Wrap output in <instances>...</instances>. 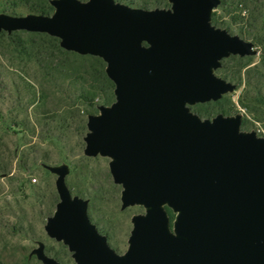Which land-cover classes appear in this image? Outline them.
Returning <instances> with one entry per match:
<instances>
[{
    "label": "water",
    "instance_id": "water-1",
    "mask_svg": "<svg viewBox=\"0 0 264 264\" xmlns=\"http://www.w3.org/2000/svg\"><path fill=\"white\" fill-rule=\"evenodd\" d=\"M135 9L115 0H52V16L0 13V33L47 34L63 50L101 58L116 101L89 116L87 157H107L122 209L141 205L129 249L119 255L73 197L67 167L47 234L77 264H264V138L241 131L243 116L202 120L189 106L236 89L215 75L222 61L257 54L253 43L212 25L221 0H169ZM166 207L176 214L174 230ZM35 253L43 264H60Z\"/></svg>",
    "mask_w": 264,
    "mask_h": 264
},
{
    "label": "rangeland",
    "instance_id": "rangeland-1",
    "mask_svg": "<svg viewBox=\"0 0 264 264\" xmlns=\"http://www.w3.org/2000/svg\"><path fill=\"white\" fill-rule=\"evenodd\" d=\"M115 1L144 10H168L172 7L169 0L164 5L148 8H144L145 2L154 3V0ZM230 12L216 8L212 14V25L253 43L240 33L242 24L235 23L237 13ZM0 13L12 16L2 8ZM16 13L18 17L37 15L26 8H20ZM225 26H230V29ZM6 34L10 36L13 33ZM32 42L37 45L45 43L43 48L53 53L52 47L42 38L27 34H23L21 41L0 38V264H43L35 253L40 246H44L48 257L60 264H77L68 247L52 239L45 230L48 219L55 214L60 202L56 188L58 176L47 167H67L69 173L65 182L72 196L88 202L91 222L101 235L107 237L117 254L125 255L134 227L132 219L145 215L146 208L135 205L123 210V187L114 183L110 172L112 159L85 155L88 118L99 115L100 107H110L116 101L114 91L110 104L96 99L97 105L92 109L80 97L84 87L77 78L53 70L55 65L66 67L74 63L79 66L81 62L75 63V57L59 53L50 54L53 60L43 63L30 59L23 54L21 43L28 46ZM254 46L257 54L246 57L249 59L244 61L250 64L248 68L260 65L261 50ZM225 60L215 75L234 84L236 89L217 102L189 108L202 120H212L218 115H242L243 122L247 121L245 126L242 124L241 131L256 132L264 138V124L248 115L239 102L245 85L239 86L226 78V74H230L238 64ZM224 67L225 74L220 71ZM61 70L64 71L63 68ZM79 73L81 75L82 72ZM166 211L174 230L177 214L169 207Z\"/></svg>",
    "mask_w": 264,
    "mask_h": 264
},
{
    "label": "trees",
    "instance_id": "trees-1",
    "mask_svg": "<svg viewBox=\"0 0 264 264\" xmlns=\"http://www.w3.org/2000/svg\"><path fill=\"white\" fill-rule=\"evenodd\" d=\"M52 0H0V8L3 12L9 13L14 17H17V10L20 8H26L31 13H35L39 16H52L54 14V8L51 5ZM123 1V0H120ZM167 0H154V3L144 4V8H148L153 5H164ZM222 10H228L230 13H237L235 23H241L240 33L249 38L257 47L261 50L260 65L248 68L250 64H245L244 61L249 58H240L237 56L231 57L229 61L235 62L238 65L233 68L230 74H226V78L238 83L239 86L245 85L244 91L239 101L242 108L248 115L253 116L254 120L264 124V0H221L219 6ZM214 22V20H213ZM234 25V24H233ZM230 29V26H225ZM247 29V30H246ZM23 34H27L32 37L42 38L46 41V44L52 47V54L43 48L45 43L36 44L26 43L22 44L23 54L30 59H35L38 62H46L47 60H53L51 55L59 53L65 56H72L76 58V62H81L79 66L74 63H69L68 66L55 65L53 70L62 73L65 72L66 76L76 77L77 81L84 87L81 90V98L88 103V106L92 109L95 108L96 99L104 100L105 104H110L114 99L113 91L115 85L106 75V63L98 57L93 56H81L73 52L65 51L60 46V40L47 34L38 33H26L16 32L8 36L6 33H0V38L7 37L9 39H17L21 41ZM18 43V41H17ZM51 54V55H50ZM49 62L48 67H51ZM64 69V71L61 70ZM226 67L223 68L222 73H226ZM245 74H243V71ZM61 71V72H60ZM79 72H82L81 75ZM80 75L78 78L77 75ZM93 110L91 111V113ZM90 113V112H89ZM247 120L243 122L245 126Z\"/></svg>",
    "mask_w": 264,
    "mask_h": 264
}]
</instances>
